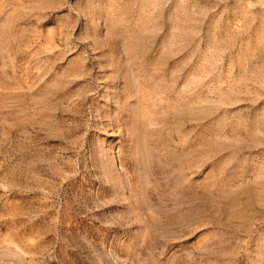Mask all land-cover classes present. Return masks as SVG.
<instances>
[{"label":"rangeland","instance_id":"1","mask_svg":"<svg viewBox=\"0 0 264 264\" xmlns=\"http://www.w3.org/2000/svg\"><path fill=\"white\" fill-rule=\"evenodd\" d=\"M0 264H264V0H0Z\"/></svg>","mask_w":264,"mask_h":264}]
</instances>
